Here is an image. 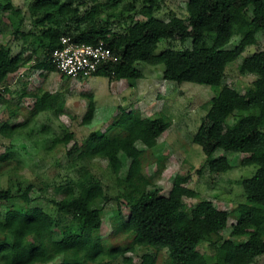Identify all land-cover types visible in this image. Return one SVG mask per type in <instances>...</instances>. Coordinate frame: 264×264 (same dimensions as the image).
Listing matches in <instances>:
<instances>
[{"label":"trees","instance_id":"1","mask_svg":"<svg viewBox=\"0 0 264 264\" xmlns=\"http://www.w3.org/2000/svg\"><path fill=\"white\" fill-rule=\"evenodd\" d=\"M34 0L29 6L33 27L25 32L18 28L14 35L24 40L21 50L13 54L10 46L0 42V87L11 73L32 60L38 53L40 67L58 69L49 59L62 45V36L86 43L103 42L111 46L120 59L101 65L93 74L104 73L111 78L133 79L143 75L137 66L140 61L165 64L164 76L170 80L207 83L218 88L194 140L201 144L213 172L228 171L232 163L226 155L214 156L218 148L226 152H243L244 165H256L255 172L241 180L246 200L232 211L217 207L212 200L202 198L189 208L185 196L198 195L190 185V176L176 173L168 194L160 188H149L153 183L143 172V143L152 148L158 136L171 124L167 114L148 117L135 110L123 109L109 131L92 130L80 152L81 157H107L120 188L117 198L126 203V217L117 211V227L132 236L128 245H107L97 235L103 222L100 202L109 194L101 181L90 174H82L75 185H67L62 197L54 199L57 215L34 204L28 185L14 199L10 189L0 188V205L10 203L4 215L0 213V264H123L132 260L126 255L136 245L166 247L174 264H251L264 254V49L246 54L239 63L241 72L256 74L252 86L241 91L223 82L227 67L251 45L258 42L264 31V0H188L189 19L173 14L168 19L155 13L157 0H144V20L124 24L123 30H113L110 21L102 22V0ZM121 0H115V4ZM11 0L4 8L13 7ZM90 5L86 9L83 6ZM17 11V10H16ZM74 18L73 25L67 21ZM109 20V17L107 18ZM241 39L234 47L228 44L234 35ZM208 35L212 44L207 45ZM192 40L191 47L172 45L158 51L163 39ZM31 40L33 43L31 44ZM31 52L30 54L26 55ZM36 97L32 115L45 110H56L51 91L38 87L24 89L21 97ZM96 104L90 100L83 122L90 123ZM15 113V110H13ZM230 117L237 118L235 124ZM20 125L3 123L1 132L12 134ZM72 133L56 137L53 144L68 142ZM77 147V145H75ZM121 154L130 158L124 176ZM5 156V155H3ZM1 180V173H0ZM70 215L67 220L64 216ZM231 215L232 235L224 238L222 230ZM61 237H55V227ZM208 240L212 253L198 249ZM157 258L146 253L139 264H156Z\"/></svg>","mask_w":264,"mask_h":264},{"label":"rangeland","instance_id":"2","mask_svg":"<svg viewBox=\"0 0 264 264\" xmlns=\"http://www.w3.org/2000/svg\"><path fill=\"white\" fill-rule=\"evenodd\" d=\"M33 1L11 0L13 7L8 9L4 8L8 0H0V42L10 46L13 54H17L25 43L23 38L14 35L15 30L19 25L25 32L33 27L34 20L29 11ZM102 1L104 5L100 19L102 22L110 21L109 27L113 30H123L124 24L131 21L129 14L133 15L134 20L146 18L144 0H121L117 5L115 0ZM187 1L157 0L155 13L164 19L177 14L188 21ZM87 7L90 5L83 6L84 9ZM67 22L73 25L74 18H69ZM207 38V45H211V35ZM240 39L241 35H234L228 46L234 47ZM33 43L36 42L31 40V44ZM169 45L176 48L191 47L192 40L182 41L177 38L170 43L169 40L163 39L158 51ZM260 49H264V31L258 33L256 44L251 45L237 60L228 65L223 82L241 91L252 86L256 74L241 72L239 63L246 54ZM30 53L27 51L26 55ZM41 53H33L32 60L11 73L7 83L0 87V127L3 123L20 125L12 134H5L0 130V188L10 189L14 199L26 186L31 185L30 196L33 203L57 215L53 200L62 197L65 187L75 185L83 173L95 176L109 194L108 198L100 202L103 207V222L96 234L100 235L107 245H128L132 236L116 227L119 208L121 207L126 217L130 210L126 203H120L117 198L121 187L108 158H83L80 152L92 130L109 131L123 109H132L142 116L153 117L164 113L171 118L170 126L158 136L157 143L152 148L139 143L141 148L147 150L143 172L153 180L149 188H160L164 194H168L172 187L173 175L182 173L190 176L189 183L198 193L184 197L189 208L205 198L212 200L221 209L232 211L246 200L241 180L252 175L257 166L244 165L243 152H226L218 148L214 156L226 155L232 163V168L228 171L213 172L210 170L203 146L194 140L195 133L206 117L211 99L217 93L216 86L167 79L164 76L165 64L143 61L137 63L143 75L133 79H115L104 73L66 76L58 69L40 67L38 63ZM38 87L54 94L52 101L56 110L31 114L36 97L31 94L21 97V92L24 89L34 91ZM91 99L96 104L95 115L90 123H84V115ZM229 122L235 124L237 118L230 117ZM68 133L73 134L68 142L53 144L56 137H64ZM121 157L123 167L120 174L124 176L131 159L125 154H121ZM9 204L3 202L0 205L2 216ZM64 217L67 220L72 218L70 215ZM234 222L236 217L231 215L228 226L222 230L224 238L238 239L232 235ZM61 236V231L56 226L55 237ZM198 249L212 253L208 240L201 241ZM146 253L156 256V264H174L168 248L143 245L129 249L126 255L132 262L123 264H139ZM251 264H264V254L257 256Z\"/></svg>","mask_w":264,"mask_h":264},{"label":"built area","instance_id":"3","mask_svg":"<svg viewBox=\"0 0 264 264\" xmlns=\"http://www.w3.org/2000/svg\"><path fill=\"white\" fill-rule=\"evenodd\" d=\"M61 40L62 45L53 51L49 59L66 76L92 75L101 65L116 62L121 57L103 42H79L70 35H63Z\"/></svg>","mask_w":264,"mask_h":264}]
</instances>
